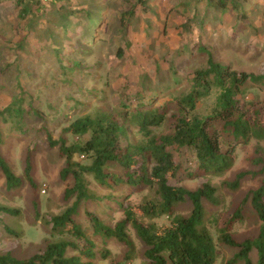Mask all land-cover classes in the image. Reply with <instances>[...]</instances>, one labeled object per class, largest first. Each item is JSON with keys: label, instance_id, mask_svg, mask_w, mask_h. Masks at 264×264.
Listing matches in <instances>:
<instances>
[{"label": "trees", "instance_id": "trees-1", "mask_svg": "<svg viewBox=\"0 0 264 264\" xmlns=\"http://www.w3.org/2000/svg\"><path fill=\"white\" fill-rule=\"evenodd\" d=\"M92 1L87 0L84 8L70 7L68 11L70 0H15L16 19L21 26H15L14 33L23 34V38L14 47L24 51V45L37 44L32 34L44 24L51 5L58 3L61 11L56 13L54 28L61 35L57 38L53 33L47 34L45 41L54 52H61L66 42L77 44L78 56L89 57L103 18V8ZM209 5L224 9V2L217 5L210 1ZM93 19L98 20V25L92 31ZM200 50L206 54L203 66L190 70L185 88L145 96L148 89L142 84L128 102L111 109L99 108L91 115L72 120L61 132L73 136V141L68 143L62 136L53 140L48 132L49 148L56 147L64 160L59 178L72 180V185L64 189L63 198L74 197V201L49 221L51 233L62 238L44 240V249L28 258L0 253V264H94L95 245L74 220L82 201L96 200L87 188L86 177L106 188L123 184L141 195L138 203L122 209V218L113 226L85 211L94 236L103 242L114 239L124 247L122 260L114 264H126L135 255L129 231L143 247L141 264H216L221 246L236 250L225 264H264V153L260 145L264 141V103L240 101L246 89L264 84V74L237 72L204 48ZM122 53L120 48L116 55L120 57ZM71 63L80 67L79 62ZM172 80L178 85L181 79L173 72ZM171 94L170 100L158 104L161 97ZM18 96L0 110V123L18 126L25 119L45 121L40 111L30 105L31 96ZM211 97L210 111L198 112V104ZM251 142L255 148L250 162L257 171L238 172L231 182L222 183L236 190L248 174L258 178L257 187L249 189L244 197L259 221L258 231L253 238L237 242L232 230L242 221L240 207L225 219L215 214L206 217L204 201L213 206L220 204L216 188L206 182L188 190L170 185L169 180L219 177L233 167L237 147ZM112 165L119 173L109 171ZM31 170L27 156L22 177L15 176L0 154L6 189L20 187L24 179L35 190L37 184ZM185 202H189L190 210L182 214L177 206ZM0 214L18 216L19 210L0 205ZM5 231L18 236L7 227ZM69 252L72 254L68 255ZM252 253L256 255L255 262L250 258ZM107 254L104 251L99 255L103 260Z\"/></svg>", "mask_w": 264, "mask_h": 264}, {"label": "rangeland", "instance_id": "rangeland-1", "mask_svg": "<svg viewBox=\"0 0 264 264\" xmlns=\"http://www.w3.org/2000/svg\"><path fill=\"white\" fill-rule=\"evenodd\" d=\"M210 1L217 5L224 2V9L210 6ZM91 3L103 8V18L99 25L97 19L92 20V31L98 25L94 52L89 57H79L77 44L66 42L61 52H54L45 41L47 34L53 33L57 38L61 35L54 28L57 17L51 10L44 24L32 34L37 44L24 45V51L16 49L14 45L23 34L14 33V27L21 26L16 19L15 0H0V110L18 95L26 94L31 96L30 105L45 117L42 122L25 119L18 126L0 123V154L18 177H22L29 156L31 174L37 184L32 190L22 178L20 187L8 190L0 171V205L19 210L18 216L0 214V253L28 258L44 249V240L62 238L51 233L49 221L74 201V197L63 198L64 189L72 185V180L59 178L64 160L58 156L56 147L49 148L48 132L53 140L62 136L68 143L73 141V136L61 132L72 120L91 115L99 108L111 109L128 102L142 84L148 89L143 93L145 96L185 88L190 70L203 66L206 54L201 48L237 72L264 74V0H93ZM72 5L79 6V2H71L68 11ZM120 48L123 53L118 57ZM71 61L79 62L80 67H73ZM173 72L181 79L178 85L173 83ZM172 95L161 97L158 104L170 100ZM248 100L264 103V84L246 89L240 101ZM212 101L213 97L201 101L198 112H209ZM261 113L264 119V106ZM260 145L264 153V141ZM254 148V142L238 146L233 167L219 177L169 180L170 185L188 190L206 182L216 188L220 204L213 206L204 201L206 217L215 214L225 219L240 207L242 221L232 230L237 242L253 238L258 231L259 221L248 200H244L248 190L257 187L258 178L248 174L236 190L222 183L231 182L238 172L257 171L250 162ZM109 171L119 173L115 165ZM86 180L96 200L82 201L74 220L95 245L94 264H114L122 260L124 247L114 239L103 242L94 236L85 211L113 226L122 218V209L138 203L141 195L123 184L106 188L91 177ZM177 210L187 214L189 202L179 204ZM5 227L18 236L8 234ZM129 235L136 252L126 264H141L143 247L131 231ZM104 251L108 254L102 260L99 254ZM219 251L216 264H225L236 252L225 246ZM250 258L255 262V253Z\"/></svg>", "mask_w": 264, "mask_h": 264}, {"label": "crops", "instance_id": "crops-1", "mask_svg": "<svg viewBox=\"0 0 264 264\" xmlns=\"http://www.w3.org/2000/svg\"><path fill=\"white\" fill-rule=\"evenodd\" d=\"M73 1H76V2L78 1L79 2V6H73V7H71L72 9H76V10L77 9L84 8L85 6H83V5L85 4V2H87V0H70V3L73 2ZM59 6H60V4H58V3L51 5V10H52V13L54 15H56L57 12L59 13V11H61L59 9Z\"/></svg>", "mask_w": 264, "mask_h": 264}, {"label": "built area", "instance_id": "built-area-1", "mask_svg": "<svg viewBox=\"0 0 264 264\" xmlns=\"http://www.w3.org/2000/svg\"><path fill=\"white\" fill-rule=\"evenodd\" d=\"M48 0H43V2H47Z\"/></svg>", "mask_w": 264, "mask_h": 264}]
</instances>
